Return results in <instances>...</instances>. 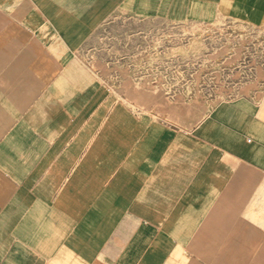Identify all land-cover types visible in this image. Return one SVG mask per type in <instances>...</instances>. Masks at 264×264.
<instances>
[{"label": "crops", "instance_id": "1", "mask_svg": "<svg viewBox=\"0 0 264 264\" xmlns=\"http://www.w3.org/2000/svg\"><path fill=\"white\" fill-rule=\"evenodd\" d=\"M217 2L0 0V264H264V108L175 96L184 124L85 57Z\"/></svg>", "mask_w": 264, "mask_h": 264}, {"label": "rangeland", "instance_id": "2", "mask_svg": "<svg viewBox=\"0 0 264 264\" xmlns=\"http://www.w3.org/2000/svg\"><path fill=\"white\" fill-rule=\"evenodd\" d=\"M85 57L93 67L104 60L107 76L106 60L119 57L132 106L160 114L167 105L166 117L184 124L175 96L209 108L247 97L251 109L264 108V0H219L182 22L107 20Z\"/></svg>", "mask_w": 264, "mask_h": 264}, {"label": "bare ground", "instance_id": "3", "mask_svg": "<svg viewBox=\"0 0 264 264\" xmlns=\"http://www.w3.org/2000/svg\"><path fill=\"white\" fill-rule=\"evenodd\" d=\"M222 159V158H221Z\"/></svg>", "mask_w": 264, "mask_h": 264}]
</instances>
